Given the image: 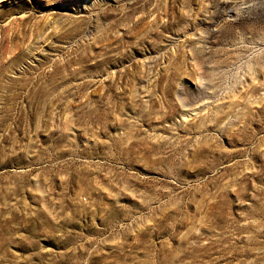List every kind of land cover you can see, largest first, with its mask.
Masks as SVG:
<instances>
[{
  "label": "rangeland",
  "instance_id": "1",
  "mask_svg": "<svg viewBox=\"0 0 264 264\" xmlns=\"http://www.w3.org/2000/svg\"><path fill=\"white\" fill-rule=\"evenodd\" d=\"M0 264H264V0H0Z\"/></svg>",
  "mask_w": 264,
  "mask_h": 264
}]
</instances>
